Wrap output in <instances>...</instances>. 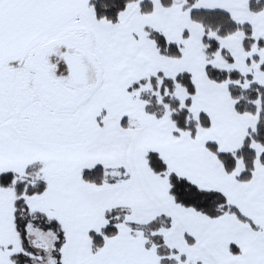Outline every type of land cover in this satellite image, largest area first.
<instances>
[{"label":"snow or ice","instance_id":"6c2138e0","mask_svg":"<svg viewBox=\"0 0 264 264\" xmlns=\"http://www.w3.org/2000/svg\"><path fill=\"white\" fill-rule=\"evenodd\" d=\"M0 264H264V0H0Z\"/></svg>","mask_w":264,"mask_h":264}]
</instances>
